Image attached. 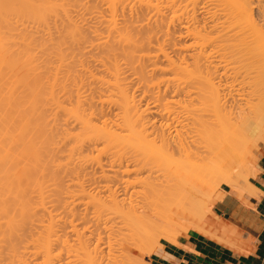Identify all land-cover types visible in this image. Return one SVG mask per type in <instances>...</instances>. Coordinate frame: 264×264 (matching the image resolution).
Segmentation results:
<instances>
[{
	"label": "bare ground",
	"instance_id": "bare-ground-1",
	"mask_svg": "<svg viewBox=\"0 0 264 264\" xmlns=\"http://www.w3.org/2000/svg\"><path fill=\"white\" fill-rule=\"evenodd\" d=\"M111 1H113V0H111ZM247 1H249V0H247ZM146 2H148V1H146ZM227 2H228V0H227ZM227 2H226V4L228 5ZM232 4H233L234 8H232L233 7ZM247 4L248 3L245 0H234V1L231 0V7H229V8H231L232 11H234V12L232 13L230 11L231 13H229V11H227L230 14V16H228V20H225L223 22V26H221V28H219L220 30L217 29L219 31L213 37H211V38L208 37L209 38L208 40L210 41L211 44L214 45L215 48L213 46H211V44H210V46L213 48H211L212 52H209L208 56L210 55L209 57L212 59L209 60L210 65L209 64L207 65V68L205 70V75L201 76L199 73H202L203 71L200 70V71H202V72H200L196 68V70H198L197 73H198V76L200 75L199 76L200 78L197 76V78H195L197 80H194L191 84H189L187 86V90H185V88L181 89L185 93H194L200 99V100H198L200 103L198 102L197 103L198 105H196L195 108H192V110L189 109V111L186 112L185 115H181L180 114L181 112L176 110V108L173 105V104L177 103L175 100L172 99L173 101H171V99H169L168 101H166V103H163L160 100V103L157 105L160 108L163 107V112L166 110L165 113L167 114L166 115L167 116L166 117L167 122L164 125L161 124L157 129V134L160 137V144L157 145L156 141H154V140L151 141L152 143L149 140H147V141L140 140V143L142 144V146H141V144L136 145L137 147L135 146V144H132V145H133V147L135 146L136 149L138 147H140L141 150L140 149L136 150V149H134L135 147L132 148V146H129L132 148V150L134 149L136 152L134 151V153H132V154L129 153L131 155H129L128 157H127V155H126V157H123L122 148H119L120 145L118 144L120 142L121 137L119 136L118 133H116L113 130V127L110 125V122L107 121L108 120L107 118H106L107 120L103 119L101 124H97L96 122H94V115H96L94 113L96 112L95 111L96 108L93 111L92 110L88 111L87 109H85L83 101H86L87 99L85 100V98L82 97L83 95H81V92H80L81 90L79 89L81 85H79V87H78V84H77L78 81L76 82V79L74 80V82H76V84L74 83L76 85L75 86L76 87V93L74 95L76 98L74 97L75 102L70 103L71 106L62 105V102L58 101L56 96H54V94H55L54 85H56L55 83L58 82L57 81V77H58L57 76V73H58L57 70L55 71L56 73L52 75L51 81H49L50 87H51V88H49L50 91L47 90L48 91L47 92L48 97H51V98H48V97L47 98L50 99V101H51V102H49V103H51V107H49V108L51 109L50 113H51L52 118L49 115L50 120L49 121L45 120L48 123V124H46V126H44L45 124H44V122L42 123L41 120L35 119L33 121L34 116L37 115L36 113H38V111L41 110V109H39L40 108L39 107L40 106L39 105V98L41 96V91H40V88H41L40 85L41 84H40V82H39V85L38 84H31L27 80V77L30 74H34L36 71V67L32 64V58H33L32 49H33V47H31V46H33L32 43L34 44L35 40L30 33L23 31V29L26 28V26H24V28H22V26L25 24L27 25V22H34V23H35V21L46 22L49 14L51 12L55 13L56 9L62 8L65 11L64 0H0V256L3 254L2 251L6 248H8L13 253L18 252V249L16 248V244L13 243V239L16 241L17 238L16 239L14 238L15 235L18 236L21 234H19L18 232L16 233V231H18V230L20 231L21 229H23L25 227L24 223L27 224V222H30L29 220L31 217V212L35 211L33 209L30 212V209H31L30 203H29L30 201H29V199H27V197L30 195L27 196L25 194V193H28V191L30 193V191H31L30 189L32 188L33 183H34V181H32L33 176L31 174H33V171H35L36 168H38L40 166V164H41L42 168H40L39 171L41 172V169L43 171V169L46 168V165H48L47 162L49 161V158L54 159L55 157H53V156H55L56 154H57L56 155V158H57L59 151L62 152L63 156H66L65 153L68 152L69 158L72 157L77 151L81 153V151H83L84 149H86V151H87V149L91 150V152L97 151L98 154L101 156L104 154L106 156L108 155V157L106 158L107 160H104V161L101 160L98 162L99 173H100V176L98 177V179L101 178V181H103V183L99 184V182H97L98 185L96 186V191H95L96 196L99 195L100 200L103 197L102 194H107L106 197L109 198L108 203L103 202L101 200L102 205H100L101 206L100 208H103V209L100 212V214L95 218V226H96L95 229H97L96 231H98L100 228H102V231H98L96 241H94L95 243H93L92 240L90 239L91 235L93 234V231H91V235L86 238L87 241L85 242V244H84L85 238H83L85 235H84V232L83 233L81 232L82 237L80 236V239L83 238V240L81 239L83 241V242H81L82 243V249H83L82 254H80V253L70 254L69 259L66 256L68 261L65 263H67V264H83V260L85 259V257H87L86 259H88V256H91V259H92L93 256L95 257L97 255H99V256L102 255V257H99V258L104 259L107 256L108 257L107 259L109 261L113 260L114 258L111 259L112 255H114V256H116V255L112 254V251L114 250V252H115L116 249H120V246L121 247L123 246V250H121L122 253L125 251L123 254L126 253L128 255H131L130 253H128V250L130 249L129 247H132V244H130L128 242V240L126 241L125 239H123L124 241H121L122 238L119 237V239L116 241L118 236H121V234L123 233L124 230L128 231L130 229V222L128 221V219H130L129 214L135 215L137 218H139V221H140V217L143 218V216H145V215L147 217H149L148 214H151V213L154 214V215L153 214L151 215L152 218H153V216L161 217L162 214L158 208L160 206H158V205L164 204V207H166L165 208L166 211L163 214L164 217L163 218L161 217L159 220H161V219L163 220L165 218L164 221H166V218H167V220H169V218L172 216H175V217L178 216V218L183 217V216H185V213H186L190 217L193 215L192 216L193 221L196 220V222L191 223L192 224L191 226H193V228H199V227H201L202 229L204 228V233H206L205 228H207V226H209V227L211 226V225H207L208 224L207 222H209V220H207V217L209 214H213L212 213L213 212V204L211 202V198L215 194V188H216V186L214 187L213 182H217V180L223 179L221 182L224 183L225 180L227 179L226 181L228 182V185L231 184L232 187L237 189L240 197H243L245 195L244 189L241 188V186H240L239 179L242 177L245 180H248V177H249L248 173H245L248 171V168H247V164L243 161L242 157H238L239 155H237L236 153L235 154L231 153V142H232L231 138L232 137L233 138H238V137H244L245 138V137L249 136L250 134L255 133L259 129V124L261 125V123L263 124V122H264V29L261 26L259 27V25L254 20H252L254 22H250V23L249 22H246V23L243 22L242 23V20L245 19L244 16L245 17L248 16L249 18L254 19V18H252L253 16H251V13L249 10V8L251 6H249ZM189 5H191V4H189ZM248 6H249V8H248ZM163 7H165V6H163ZM224 7L225 6H223V8ZM63 10H62V12H64ZM57 11H59V10H57ZM65 13H64V15H65ZM54 16H56V15H54ZM248 17H246V21H247ZM188 18H189V15H188ZM194 18H195V20L197 19L196 17H194ZM171 20H174V19H171ZM192 21H194V19H192ZM67 22L69 25L68 28H66V30H65V27H64V29H63V30H65V32L63 31V33L65 34L66 38H65V40L63 38H61L62 36L59 38H61V40L63 39L64 44H65V41L67 40L66 41L67 43H69V44L72 43L71 46H74L73 44L78 45L79 44L78 42H80V40L83 37V35L81 34V33H83V32H81L82 29L80 30L81 27L78 28L76 23H75V25H73V23H71V20L67 21ZM69 22H70V24H69ZM170 22L168 21V23H170ZM195 22H197V21H195ZM195 22H193V23H195ZM36 24H37V22H36ZM64 25H66V24H64ZM111 25L112 24H110V26ZM187 26H186V29H189ZM211 26L208 25L207 27H211L210 28L211 31H212V28H214L216 30V28H218V23L215 22V24L211 25ZM262 26H264V25H262ZM56 28H58V27H56ZM112 28H114V27H111V29ZM203 29H205L204 26H203ZM14 30L17 31L18 38L16 35H14V33H13ZM189 31H190V29H189ZM191 31H192V29H191ZM193 31L189 32L188 35H190V33H193ZM187 32H188V30H187ZM196 35H197V33H196ZM110 36H109V38H111ZM120 37L123 38L122 35ZM85 38H83V39L85 40ZM124 38L125 39L127 38V39L123 40V41H127V43L132 42L129 36L124 37ZM84 40H83V42H84ZM209 41L207 43H209ZM20 42H22V46L24 45V49L21 50L17 55H15L12 52V47L14 45H17V43H20ZM81 44L82 43H80L79 45H81ZM125 44H126V42H125ZM197 44H195V45H197ZM51 45H52V43H51ZM92 45H91V47H92ZM128 46H130V45H128ZM185 46L187 49L190 46H192V43L189 47L187 44ZM183 47L181 46V47H174V48H177V49L180 48L179 52H178V54H179L180 52H183V50L185 49V47L184 48ZM190 48H192V47H190ZM160 50L162 52H165V53H162L163 56L165 55V58L169 60L168 62H171V63H168V65L169 64L170 65L176 64L175 63L176 61L171 59V56H169L167 54L168 51L167 52L163 51L164 48L162 50V47L160 48ZM185 52H186V50H185ZM58 54H59V57H58L59 61L61 60L63 62L65 60L64 53L62 51H58ZM214 54L219 56L218 58H215V60L220 58V60H218V62H216L217 60L216 61L214 60L213 57H216V55L214 56ZM148 55H149V53H148ZM188 55H190V54H188ZM75 56L76 55H74L73 57L75 59H77L76 58L77 56L76 57ZM145 56H147V54ZM185 57L186 56H184V59H186ZM130 59H131V57H130ZM184 59H182V60H184ZM18 61L24 62V66H25L24 71L21 74H16V76H14V77L5 78L7 74H11V72L13 71V67L16 65V63ZM173 61H174V63H173ZM184 62L186 63L187 61H184ZM181 64H183V62ZM82 67H83V65H82ZM58 68H60V67H58ZM115 68H116V66H115ZM159 69H163V68L159 67ZM196 70H194V71H196ZM115 71L113 72V69H112L111 74L113 75L115 73ZM194 71L192 72L193 74H195ZM117 73L119 74L120 72L116 71V73H115L116 76H118ZM115 74H114V76H115ZM118 78H119V76L114 77L113 80H111V79L110 80H104L106 88L110 92L108 94L107 98L109 97V99H110V97H111V99L114 100V98L112 97L114 95H112V94L114 93L115 90H116L115 91L116 94L119 95V96L117 95L119 97L117 99L119 102L116 99H115V101H116V103L118 102L120 104V107L123 110V113H122V115H120V117H118V118H120L119 122H117L118 119L116 120V122H117L116 127H117V125L119 127H120V125L124 126V127H128V126L132 127L134 125H132L133 123L131 122L132 120L130 118H132L131 115H133L134 111L131 113V115H129L128 109L130 110V107L132 105L134 106L133 102L132 103L130 102L133 99L130 100L131 98H130V96L128 97V94H127L128 92H126V90H125L126 88L125 89L123 88L125 86L122 87L123 84L119 83L120 79H118ZM139 79H141V78H139ZM216 79L218 80V82L216 81ZM237 83L243 84L244 87L247 88V91L244 93H241L240 89L238 87L239 85ZM63 85H65V84H63ZM63 87H66V85ZM21 88L27 89L28 92L30 93V95L27 93L28 98L24 101L23 100L24 97H23L22 98L23 101L21 100L23 103L19 104L17 102L16 95L18 94L17 92ZM43 89H45V87H43ZM22 90H21V94H23ZM64 90H67V89L64 88ZM69 90H67V91H69ZM71 91L72 90H70V93H71ZM42 93H43V91H42ZM47 93L45 92V94H47ZM181 93H183V92H181ZM69 96H70V94H69ZM246 96L249 99L251 98L250 101H249V99L247 100V101H249V103L252 104V105L250 104L248 106V108H245L243 106V102H242L245 98H247ZM243 97H245V98H243ZM43 98H46V97H44V96L41 97V99H43ZM105 98H106V96H105ZM198 98H196V99H198ZM111 99L110 100L105 99V100L111 101ZM18 101H20V100H18ZM252 101H254V102L252 103ZM46 102H47V100H46ZM161 103H163L164 106H165V104H167L165 106V108L167 107V109H164V106H160ZM40 104H41V102H40ZM171 104L173 106H171ZM26 105L29 106L30 110H31L29 115L22 114L20 111V108L22 110V106L24 108V106H26ZM43 105L44 104H42L41 107ZM90 105L91 104H89V106ZM27 106H26V108H27ZM133 106H132V108H133ZM68 107H70V108L67 111ZM118 107H119V105H118ZM151 107L152 106H150V108ZM153 108H154V106H153ZM147 109H145V111ZM154 109L156 110V107ZM60 110H65V112H67L66 115L69 114L72 117V118L69 117V115H67L68 117L67 116L64 117V118H68L69 120L65 119V120H68V122L67 121L65 122V120H64L63 124H62V122L60 123L61 126L63 127L61 132H59L60 130L58 131V127H60V124L57 123L58 122L57 121L58 120L57 115H59L58 112ZM147 111L149 112V109ZM65 112H63V114ZM142 112H143V110H142ZM153 112H155V111H153ZM50 113H48V114H50ZM137 113H138V111H137ZM117 116H118V114H117ZM31 117H33V118H31ZM38 118H39V116H38ZM64 118H62V119H64ZM44 119H45V117H44ZM71 119L74 120V123H72L73 127H72V125H71V127L73 129H75V127L78 128L76 133H75V131L71 132V130H69L71 127L70 128L68 127V129H67V127H65V126H67L69 121L71 122ZM133 119H135L134 121L137 120L136 118H133ZM16 121H18L17 124H16ZM261 121H263V122H261ZM189 125H191V126H189ZM50 126H52V127H50ZM135 127H136V125H135ZM178 127L188 128V131L185 130L186 132L181 134L182 130ZM120 128L122 129V132H120V133H123V128L122 127H120ZM131 131H133V130H131ZM135 131H136V128L134 129V131H133L134 134L132 136L135 135ZM174 132H176V133L174 134ZM183 132H184V129H183ZM139 135H140V133H139ZM121 136H122V134H121ZM132 136H131L132 141L138 140V139L137 140L134 139V137H136V136H134V137H132ZM145 138H146V136H145ZM58 140L65 141V142L62 143V145L58 146ZM68 140H72L74 142H72L73 144L71 146L70 145L68 146V144H66V147L67 146L68 147H67V149H65L66 147L64 148L63 145H65V143ZM124 140L125 139L123 138V142H124ZM68 142H69V144H71L70 143L71 141H68ZM126 143L123 145H126ZM141 147H144V149L149 151V153L151 151H152V154L155 152L154 156L153 155L147 156L148 154L145 155V153H148V152L146 151L144 153L145 150L142 149ZM65 150H66V152H65ZM176 155H178L179 157H177ZM68 156H66V157L68 158ZM61 157H62V155H61ZM80 157H82V156H80ZM45 158L48 159V161H45ZM59 160H60L59 162H57V160H56V163H60L61 159H59ZM163 160H165V162H163ZM16 162L19 163V165H20V163H22L23 165H20V166L13 169V167H14L13 164L15 165ZM190 162H193V163L198 162V164H200L199 166L208 168L210 171L209 176L207 178H202V177H198V176L193 175V173L191 171V167L189 166V165H191ZM26 163L30 164V165H28V167L31 165H32V167H35V170L32 171V169H31V171H30L29 168H27V166H24V164H26ZM33 164H34V166H33ZM52 164H53V160H52ZM57 165H60V164H57ZM61 166H62V164H61ZM56 167H55V169H56ZM48 169H49V167H48ZM52 170H53V168H52ZM107 171H109V172L112 171L111 173H113V174L109 175L110 173L108 174ZM145 173L148 174L147 176H148V178L151 179V181L148 183V186L138 187L140 185V182H142L143 174H145ZM153 175H155V176H153ZM41 176H42V174H41ZM47 176H49V175H47ZM38 177L40 178V176H38ZM152 177H154L153 180H152ZM54 178H55V176H54ZM234 178H236V179L234 180ZM37 179L38 178H36V180ZM36 180H35L34 186L35 187H37V185L40 186L42 183H40L39 180H37V181ZM45 180H46V178H45ZM104 180H105V182H104ZM30 182H31L32 186H31ZM218 183L219 182H217V184ZM27 185H28V188L25 189V187H27ZM46 185L47 184L45 183L44 186H46ZM30 186H31V188H30ZM79 186H80V184H79ZM80 187L82 188L81 191H85V189L82 187V184ZM40 188H38V189H40ZM33 189H32V191H33ZM41 189H40V191L42 192ZM26 190H27V192H26ZM45 190L47 191V189H45ZM40 191L38 190V192L40 193V195L42 197L44 191L42 193ZM209 191H210V193H208ZM216 191H217V189H216ZM222 195H220V197H223ZM10 196L12 197L11 199L14 198L12 200L13 202H14V200L16 201V203L14 202L16 204V207H14L15 204L13 206V205H11V203L10 204L8 203L11 201V200L8 201L10 199L9 198ZM6 198H8V200H6ZM30 198H32V197H30ZM149 198L150 199L153 198L154 200L157 198V200L151 201ZM32 199H34V198H32ZM42 200L43 199H41L40 201H42ZM40 201L36 202V203L38 204V203H40ZM150 201H151V203H150ZM156 201H158L157 202V203H159L158 205H157ZM161 201H163V202L160 203ZM145 202H146V206L148 208H146ZM152 202L154 204H152ZM65 203H67V202H65ZM149 204L150 205L152 204L153 206L151 205V207H153V208L150 209ZM156 205H157L158 209L157 208L155 209ZM11 206L14 207V208H12V210H11ZM65 207H67V205ZM152 209H153V211L154 210L157 211L156 213L159 212L158 215L157 214L155 215V211L154 212L151 211ZM68 212H70V210ZM189 214H192V215H189ZM135 216H133V217H135ZM214 218L221 221V218L218 219L217 216H214ZM26 220H28V221H26ZM131 220L133 221L134 219H131ZM19 221L20 222L22 221L23 223L20 224ZM220 221L219 222L217 221L216 223L215 222L211 223V224L215 223L214 226L220 228V232H218V229H216L217 231L215 229H214L215 231H213V232L217 233V236H218L217 238H219L220 240L225 239V241L228 243H231L229 236L235 238L236 240H239V241L241 240V233L236 228H234L232 224H230L232 226H229V225L225 226L224 223H221ZM154 222H156V221L154 220ZM167 222H170V221H167ZM210 222H211V220H210ZM71 223H72V221H71ZM42 224H43V222H42ZM171 224H173V222ZM165 225H167V224H165ZM222 225H224V226H222ZM171 226H173V225H171ZM139 227H141V226H139ZM209 227H208L209 230H210V228H212V230H213V227H210V228ZM18 228H21V229H18ZM164 228H163L164 231L169 230V229H166V227H164ZM174 230H175V227H174ZM209 230H208L207 234L209 233ZM199 231H202V230H199ZM49 232H50V229H49ZM78 233H80V231ZM118 233H119V235H117ZM126 233H124V234H126ZM185 233H187V232H185ZM202 233H203V231H202ZM139 234H140V230H139ZM212 235H216V234L213 233ZM137 236H138V234H137ZM18 237L20 238V236H18ZM175 237H173V238H175ZM139 238L141 240V236L138 237V239ZM37 239H38V237H37ZM47 239H49V238H47ZM119 240H120V242H119ZM121 242L123 245H119ZM124 242L125 243L128 242L130 244L128 247V250H126L127 246H125ZM48 243L44 242L41 245L39 244V248L45 254L44 264H52V263H50L51 262L50 260H49L50 261L49 263H47L48 261L46 262V260H48L49 257L51 258V256H50L51 252H49L51 245H48ZM65 243H66V241H65ZM116 243L118 244L119 248H116L117 247ZM31 244H34V242L33 243L31 242ZM14 245H15V247H14ZM36 245H38V243ZM126 245H128V244H126ZM133 245L135 246V243H133ZM26 246H27V244H26ZM136 246H141V245H136ZM68 247H70V246H68ZM133 249H135V248H133ZM159 249H161V247ZM159 249H157V250H159ZM9 250L7 251V249H6L5 251L8 253ZM26 251H28V250H26ZM106 252H107V255H106ZM118 252H120V251L118 250ZM13 253H10V255H9V257L12 256V258H10V261H11L10 264H12L13 261L15 263L18 261L19 263L21 262L23 264L25 261L24 260L25 257L22 261L21 256H19L21 258V260H20V258H18L19 253L15 254V256L17 255V258H16L17 261H16ZM92 254H93V256H92ZM46 257H48V258H46ZM97 257L95 259H97ZM123 257H125V256H123ZM126 259H131V258H126ZM121 260H124V259H121ZM93 261H94V259H93ZM1 262H0V264H3ZM110 262H113V261H110ZM110 262L107 261V263H104V264H110ZM8 263H6V264H8ZM19 263H16V264H19ZM25 263H27V262L25 261ZM113 263H115V262H113Z\"/></svg>",
	"mask_w": 264,
	"mask_h": 264
},
{
	"label": "rangeland",
	"instance_id": "rangeland-1",
	"mask_svg": "<svg viewBox=\"0 0 264 264\" xmlns=\"http://www.w3.org/2000/svg\"><path fill=\"white\" fill-rule=\"evenodd\" d=\"M127 1L128 0H113V1H111V0L110 1L109 0L108 1L107 0H64L65 11L61 8L64 12H62V10L59 8V9H56L55 13L51 12L49 14L46 22H38V21H35V23L34 22H27V25L25 24L22 26V28H24V26H26L27 29L24 28L23 31L30 33L35 40L34 44L32 43L33 46H31V47H33V49H32V54H33L32 64L36 67V71L34 74H30L27 77V80L31 84H38L39 85V82L41 84L40 85L41 96L39 98V105H40L39 109H41V110L38 109L39 111L37 110L38 111V113H36L37 115L34 116V118L31 117V118H33V121L35 119L41 120V122L42 123L44 122V124H45V125L44 124L43 125L46 126V124H48L46 121L50 120L51 109L49 107H51V103H49V102H51V101L48 98H51V97H48V93H47L48 91L47 90L50 91L49 88H51V87H50L49 81H51L52 75L55 74L56 73L55 71L57 70V72L59 73V74L57 73V76L59 78L57 77L58 82H56L55 83L56 85H54V88H55L54 89V92H55L54 96H56L58 101L62 102V105L71 106L70 103L75 102L74 101L76 98L74 96L76 93V87H75L76 85L75 84L78 81L77 82L78 87H79V85H81L79 88L81 90L80 91L81 95H83L82 97L85 98V100L87 99L86 101H83L85 109H87L88 111H91V110L93 111L96 108L98 110L97 111L95 109L96 112L94 114H96V115H94V122H96L97 124H101L103 119L107 118L108 120L107 119L106 120L110 122V125L113 127V130L116 133H118L119 136L121 137L120 142L118 144L120 145L119 148H122L123 157H126V155L128 157L129 155L134 153V151H135L134 149H136V147H137L136 145L141 144L140 140H143V141L149 140L150 142L152 140H154V141H156L157 145L160 144V137L157 134V129L161 124L164 125L167 122V119H166L167 114L165 113L166 110L163 112V107L160 108L157 105L160 103V100L163 103H166V101H168L169 99H171V101L175 100L177 103H175L173 105L176 108V110L181 112L180 113L181 115H185L186 112L189 111V109L192 110V108H195V106L198 105L197 103L199 102L198 100H200V99L194 93H185L181 89L185 88V90H187V86L189 84H191L194 80H197L195 78H197V76H198V73H197L198 70L203 71V72L200 71L202 73H199L201 76L205 75V70L207 68V65L208 64L210 65L209 60L212 59L209 57L210 55L208 56V54H209V52H212L211 48L214 47V45L211 44L208 39L213 37L220 30L219 28H221V26H223V22L225 20H228V16H230L229 13L234 12V11H232L231 8H229V7H231V0H228V2H227V0L226 1L225 0H221V1L220 0H129L128 2ZM146 1H148V2H146ZM245 1L248 3L247 5L252 7V8L251 7L249 8V6H248L250 13H251V16H253L252 18H254V19H251L248 16H246L249 18V19L247 18V21H246V17L244 16L245 19H243L244 21L242 20V23L243 22H245V23L249 22L250 23V22L255 21L259 25V27L261 26L264 29V26H262V25H264V19L261 16V10L264 9V0H249V1L245 0ZM226 2L228 3V5L226 4ZM189 4H191V5H189ZM233 4H232V6H233ZM163 6H165V7H163ZM223 6H225V7L223 8ZM232 8H234V6ZM57 10H59V11H57ZM227 11H229V13ZM64 13H65V15H64ZM54 15H56V16H54ZM188 15H189V18H188ZM194 17H196L197 19L195 20ZM171 19H174L175 21L171 20ZM192 19H194V21H192ZM70 20H71V23H73V25H75V23H76L78 28L81 27L80 30L84 29L83 31L81 30V32H83V33H81L83 35V37L80 40V42H78L79 44L82 43L81 45L73 44L74 46H71L72 43H70V44L67 43L66 42L67 40L65 41V44H64L63 39L65 40L66 37H65V34L63 33V31L65 32L66 28H68L69 25H68L67 21H70ZM252 20H254V21H252ZM168 21L169 22L171 21V22L168 23ZM195 21H197V22H195ZM36 22H37V24H36ZM193 22H195V23H193ZM211 22L212 23L214 22V23L212 24ZM215 22L218 23V28H216V30L217 29H219V30L216 31L214 28H212V31H211V29H210L212 27L211 25H214ZM109 23L112 24L113 26L112 25L110 26ZM64 24H66V25H64ZM69 24H70V22H69ZM208 25L211 27H207ZM186 26L190 29V31H189V29H186ZM203 26L205 29H203ZM56 27H58V28H56ZM64 27H65V30H63ZM111 27H114V28H112L113 30L111 29ZM191 29H192V31L193 30L194 31H193V33H190V35H188L189 32H192ZM187 30H188V32H187ZM13 33L18 38L17 31L14 30ZM196 33H197V35H196ZM121 35L123 36V38L120 37ZM109 36L111 38H109ZM128 36L130 37V39L132 41L131 43H127V41H123V40L127 39V38L125 39L124 37H128ZM59 37H61L63 39L61 40V38H59ZM83 38H85V40ZM83 40H84V42H83ZM207 40L209 41V43H207L208 42ZM125 42H126V44H125ZM51 43H52V45H51ZM191 43H192V46H190ZM186 44L188 45V47L190 46L193 49L190 47L186 49V46H185ZM195 44H197V45H195ZM210 44L213 47H211ZM91 45H92V47H91ZM128 45H130V46H128ZM180 45L182 47L184 46L185 49L183 50V52H180L178 54L180 48L177 49L174 47H181ZM159 47L160 48L162 47V50L164 48L163 51H166V52L168 51L167 54L169 56H171V59L176 61L175 62L176 64H174V65L169 64L170 65L169 66L168 63H171V62H168L169 60L165 58V55L163 56L162 53H165V52H162ZM23 49H24V45L22 46V42H20V43H17V45H14L12 47V52H13V54L17 55ZM185 50H186V52H185ZM58 51H62L65 55V60L63 62L61 60L59 61V59H58V57H59ZM148 53H149V55H148ZM146 54H147V56H145ZM188 54H190V55H188ZM74 55L77 56V57L75 56L77 59H75L73 57ZM215 55L216 54H214V56ZM129 56L131 57V59ZM184 56H186L185 57L186 59H184ZM218 57L219 56L216 55V57H213V58L215 60V58H218ZM180 59L181 60L184 59V60L181 61ZM216 60L215 61L218 62V60H220V58L216 59ZM174 61H173V63H174ZM184 61H187V62L185 63ZM182 62H183V64H181ZM82 65H83V67H82ZM115 66H116V68H115ZM158 66L163 68L164 70L159 69ZM58 67H60V68H58ZM196 68L198 70H196ZM24 69H25L24 62L18 61L16 63V65L13 67V71L11 72V74H7L5 78L14 77V76H16V74H21L24 71ZM112 69H113V72L115 70L117 72H120L119 74L117 73V75L119 76L118 79H120L119 83L123 84L122 87L125 86L123 88L124 89L126 88L125 90H126V92H128L127 93L128 97L130 96V98H131V99L130 98L129 99L130 100L133 99L130 102L131 103L133 102V104H134V106L132 105L133 108L131 106L130 110L128 109L129 115H131V113L133 111L135 113V114L133 113V115H131L132 118L129 117L132 120L131 122L133 123V124L132 123L131 124L134 126L124 127V126L120 125V127L123 128V133H120V132H122V129L118 125L116 127L117 122H119V120H120V118H118V117H120V115H122V113H123V110L121 109L120 104L118 103L119 101L117 100L119 98L118 97L119 95L116 94V92H115L116 90L115 91L113 90L114 93L112 92L113 93L112 95H114V96H112L114 98V100H112L111 97H110L111 101L105 100V99L110 100L109 97L107 98V96L110 92L106 88L104 80H110V79L113 80L114 77H118L115 74L116 71L114 73L115 76H114V74L113 75L111 74ZM192 70L193 71L196 70V71H194L195 74L192 73L193 72ZM139 78H141V79H139ZM75 79H76V82H74ZM216 81L218 82L217 79H216ZM63 84H65L66 87H63V86H65ZM238 85H239L238 87H239L241 93H244L247 91V88H245L243 84L239 83ZM43 87H45V89H43ZM67 87L70 90H72L71 93ZM64 88L69 90V91L64 90ZM21 90H22L23 94H21ZM42 91H43V93H42ZM45 92L47 94H45ZM181 92H183V93H181ZM17 93L18 94L16 95V98H17V102L19 104L23 103L22 101L23 100L25 101L28 98V94L30 95L28 90L25 88L19 89V91ZM69 94H70V96H69ZM43 96L46 98L41 99V97H43ZM105 96H106V98H105ZM22 98H23V100H22ZM196 98H198V99H196ZM243 98H245V97H243ZM45 99L47 100V102ZM115 99L118 101L117 103H116ZM248 99L249 98L247 97L242 101L243 106L245 108H248V106L251 104V103H249L251 98L249 99V101H247ZM18 100H20V101H18ZM40 102H41V104H40ZM253 102L254 101H252V103ZM163 103H161L160 106H164ZM42 104H44V105L41 107ZM89 104H91V105L89 106ZM117 104L119 105L120 108L118 107ZM166 105L167 104H165V106ZM173 105L171 104V106H173ZM26 106H24V108L22 106V110L20 108V111L22 114L29 115L31 110H30L29 106H27V108H26ZM150 106H152V107L150 108ZM153 106H154V108L156 107V110L153 108ZM165 106H164V109H167V107L165 108ZM69 108L70 107L67 108V111ZM147 108L149 109V112L147 111L148 110ZM145 109H147V110L145 111ZM142 110H143V112H142ZM152 110L155 112H153ZM137 111H138V113H137ZM63 112H65V110H60L58 112V114H59V115H57V118H58L57 123L58 124H60L61 122L63 124L64 120L68 119V118H64V117H66L69 114L66 115L67 112H65L63 114ZM48 113H50V114H48ZM117 114H118V116H117ZM38 116H39V118H38ZM44 117H45V119H44ZM69 117H71V115H69ZM51 118H52V116H51ZM62 118H64V119H62ZM133 118H136L137 120L134 121L135 119H133ZM68 120H65V122L66 121L68 122ZM116 120H117V122H116ZM261 122H263V121H261ZM17 123H18V121H16V124ZM72 123H74L73 119H71V122L69 121V123H68L69 125L67 124V126H65V127H67V129H68V127L70 128ZM135 125H136V127H135ZM261 125L259 124V129L255 133H252L245 138L244 137H238V138L232 137L231 138V140H232V142H231V153L232 154L236 153L237 155H239L238 157H242L243 161L247 164V168H248V171L246 170L247 172H245V173H248V176H249L248 180H245L242 177L239 179L240 186H241V188L244 189L245 195H249L252 193L250 178L256 172L259 146L261 143L264 142V122H263V124L261 123ZM52 126H50V127H52ZM189 126H191V125H189ZM72 127H73V125H72ZM72 127L69 130H71V132L75 131V133H76L78 128L75 127V129H73ZM62 128L63 127L60 124V127H58V131L60 130L59 132H61ZM135 128H136V131H135L134 136H136V137L132 136L134 134L133 131ZM178 128H180L182 130L181 134L185 133L186 132L185 130L188 131V128H185V127L184 128L178 127ZM183 129H184V132H183ZM131 130H133V131H131ZM139 133H140V135H139ZM175 133L176 132H174V134ZM121 134H122V136H121ZM131 136L134 137V139H136V140L138 139L139 141L138 140L132 141ZM145 136L147 139L145 138ZM123 138L125 139L124 142L125 143L127 142L128 144L126 143V145H123V144H125L123 142ZM72 140H68V141H71L70 142L71 144H69V142L67 141L65 143V145H63V147L65 148L66 144H68V146L69 145L71 146L73 144L72 142H74ZM64 142L65 141L58 140V146L62 145V143H64ZM132 144H135L136 147L134 146L135 147L134 148ZM129 146H132V148H134V149L132 150V148ZM141 146H142V144H141ZM67 147L65 149H67ZM141 148L144 149V147H141ZM137 149H140V147H138ZM144 150H145L144 151V153H145L147 150L146 149H144ZM60 152L61 151H59L57 158H56L57 154L55 156H53L56 159L55 158L54 159L49 158V161H48V159L45 158V161H48L47 162L48 165H46V168H44L43 171L41 169V172L39 171L40 168H42L41 164H40L41 167L38 165L39 167L36 168L37 171L35 170V167H32V165L28 167V165H30V164H27V163L24 164V166H27V168H29L30 171H31V169H32V171L35 170V171H33V174H31L33 176L32 181H34V183H35L36 178H38L37 180H39V182L42 184L40 186L37 185V187H35L34 186L35 184L33 183V186H34L33 187L31 182H30L32 188L30 186L31 189L30 188L29 189L31 191H30V193L28 191L29 194L25 193L27 196L30 195V196H28L29 198L27 197V199H29V201H30L29 202L30 208H31L30 212L33 209L35 211L31 212L30 220L28 219L30 222H27V224L24 223L25 227L23 228L22 227L23 225H22L21 227L23 229L18 228L21 230L16 231V233L18 232L19 234H21V235H18V236H20V238L17 235H15L14 238L15 239L17 238L16 241L13 239V243L16 244V248L18 249V252L13 253L8 248H6V247L5 248L7 249V251L9 250L10 253H13L14 256H15V254L19 253L18 258H20L19 256H21L22 261L25 257L24 260L27 262V263H25V261H24L25 264H33V263L34 264H44L45 254L39 248V244L41 245L44 242H47V243L49 242L48 245H51V247L49 249V252H51L50 253L51 255L49 254L51 256V258L46 257V258H48V260L45 259L46 262L48 261L47 263H49L51 261L50 263H52V264H67L65 262L68 261L70 254H75V253L82 254L83 249H82V243L81 242H83L82 241L83 238H85L84 239V244H85V242L87 241L86 238L89 237L91 235V231H93V234L91 235L90 239L92 240L93 243H95L94 241H96L98 231H102V228H100L98 231H96L97 229H95V227H96L95 226V218L100 214V212L103 209V208H100L101 207L100 205H102V201L108 203L109 198L106 197L107 194H102L103 197H102V199H101L102 201H101L99 198V195L96 196L95 191H96V186L98 185L97 182H99V184L103 183V181H101V178L98 179V177L100 176L98 162L101 160L102 161L107 160L106 158L108 157V155L106 156L104 154L101 156L98 154L97 151L91 152V150L87 149V151H86V149H84L83 151H81V153L77 151L72 157H70L72 159L71 160L68 156V152L65 153L66 150L64 153L66 154V156H68V158L66 156H63L62 152L61 153ZM147 152L148 153H145V155L148 154L147 156H149V155L154 156L155 152L153 154H152V151L150 153H149V151H147ZM129 153H131V154H129ZM61 155H62V157H61ZM80 156H82V157H80ZM176 156L179 157L178 155H176ZM59 159H61V162L56 163V160H57V162L60 161ZM52 160H53L54 165L52 164ZM163 162H165V160H163ZM16 163H15V165L13 164V166H14L13 169L20 166V165H23L22 163H20V165H19V163H17V164ZM57 164H60V165H57ZM61 164H62V166H61ZM190 164L191 165H189V166L191 167V171H192L193 175L198 176V177H202V178H207L209 176L210 171L208 168L199 166L200 164H198V162H194V163L190 162ZM33 166H34V164H33ZM48 167H49V169H48ZM55 167H56V169H55ZM52 168H53V170H52ZM107 172H108V174L110 173L109 175L113 174V173H111L112 171H110V172L107 171ZM41 174H42V176H41ZM46 174L49 176H47ZM147 175H148L147 173L143 174L142 182H140V185L138 187L148 186V183L151 181V179L148 178ZM38 176H40V178ZM54 176H55V178H54ZM153 176H155V175H153ZM45 178H46V180H45ZM153 179H154V177H152V180ZM235 179L236 178H234V180ZM222 180H217V182H219L218 184H217V182H213L214 187L216 186L215 194L211 198V202H212L213 206L218 201H221L225 197V193H226L225 190L236 192L239 195V192L237 189L232 187L231 184L228 185V182L226 181L227 179L225 180L224 183L221 182ZM104 182H105V180H104ZM45 183L47 184L46 185L47 187L44 186ZM79 184H80V186L82 184V187L85 189V191H81L82 188L79 186ZM40 187L41 188L43 187V188L41 189ZM26 188H28V185H27V187H25V189ZM38 188H40L42 190V192L44 191L42 197H41L40 193L38 192V190L40 191V189H38ZM32 189L34 192L32 191ZM45 189H47V191ZM216 189H217V191H216ZM26 192H27V190H26ZM32 193L33 194L35 193V194L33 195ZM208 193H210V191ZM220 195H222L223 197H220ZM30 197H32L34 199H32ZM9 198H10L9 200H8V198H6V200H8V201L11 200L8 203L9 204L11 203V205L14 206L16 201L14 200V202H15L14 203L12 201L14 198L11 199L12 198L11 196ZM41 199H43V200L40 201ZM38 200L40 201L41 204L36 203V202H39ZM150 200L152 201L154 199L152 198ZM155 200H157V198ZM151 201H150V203H151ZM65 202H67V203H65ZM153 202H152V204H154ZM157 202L158 201H156V203ZM162 202L163 201H161L160 203H162ZM158 204L159 203H157V205ZM66 205H67V207H65ZM151 205H150V209L153 208V207H151ZM157 205H156V207L154 206L155 209L157 208ZM13 206H11V210H12V208L16 207V204L14 207ZM145 206H146V202H145ZM158 206H160L158 208L162 214V215L161 214L160 215L163 218L164 217L163 214L166 211V209H165L166 207H164V204H162V205L159 204ZM146 208H148V207L146 206ZM67 210L68 211L70 210V212H68ZM151 211H153V209ZM156 212L157 211H155V215L156 214L158 215L159 212L158 213H156ZM212 213L213 214H209L207 217V220H209V222H207L208 223L207 225H211L210 227H213L217 221L218 222L220 221V220H217L216 218H214V216H217L218 219H220V217L214 211ZM152 214L153 213L148 214L149 217H147L145 215V216H143V218L139 216L140 221H139V218H137L135 215L129 214L130 219H128V221L130 222V229L128 231L124 230L123 233L121 234V236H118V238L116 239V241H117L120 237V238H122V240L120 239L121 241H124L123 239H125L126 241L128 240V242L130 244H132V247L135 248L136 250L133 249L132 247H129L130 244L128 242L127 243H125L126 241L124 242L125 246H127L126 250H128V247L130 248L128 250V253H130L131 255H128L126 253H125L126 255L123 254L125 251L122 253L121 250H123V246L122 247L120 246V249H116L117 252L116 251L114 252V250L112 251V254H115L116 256L112 255L111 259H113V258L114 259L110 260V261H113L115 263L110 262L107 259L108 258L107 256H106V258L103 259V258H99V257H102V255H100V256L97 255L98 257L97 256L94 257L92 254V256L94 258L92 257V259H91V256H88V259H89L88 260V259H86L87 257H85V259L83 260V264H100V263L104 264V263H107V261L110 262V264H112V263L113 264H121V263L122 264H127V263L128 264H142L145 257L147 255L151 254V252L154 250L155 246L157 244H159V240L161 238L184 234L185 232H188L191 229H197V230L199 229V230H202L204 232V228L203 229L201 227L193 228V226H191L192 225L191 223L196 222V220L193 221V218H192L193 215L192 214H189V215H192L191 217L188 216L186 213H185V216L179 217V218H178V216H176V217L172 216L169 218V220H167V218H166V221H164L165 218L163 220L162 219L159 220L161 217H156V216H153V218H154L153 219L151 217ZM133 216H135V217H133ZM131 219H134V220L132 221ZM28 220H26V221H28ZM154 220L156 222H154ZM210 220H211V222H210ZM71 221H72V223H71ZM167 221H170V222L172 221L173 224H171L172 222L170 223ZM42 222H43V224H42ZM212 222H215V223L211 224ZM220 222L224 223L225 226H227V225L232 226L229 223H225L222 219ZM22 223L23 222L21 221L20 224H22ZM165 224H167V225H165ZM171 225H173V226H171ZM224 225H222V226H224ZM139 226H141V227H139ZM164 227H166V229H169V230H165L166 231L165 232ZM174 227H175V230H174ZM208 227L209 226H207V228H205V232H208V230H209ZM214 227H213V230H212V228H210V230L212 231V234L214 233V234H216L215 236H217V233L213 232V231L218 229V232H220V228H218V227L214 228ZM233 227L236 228L235 226H233ZM49 229H50V232L52 234L49 232ZM139 230H140V234H139ZM210 230H209V232H211ZM79 231H80V233H78ZM81 232L82 233L84 232V235H85L83 238H81L82 240L80 239V236L82 237ZM124 233H126V234H124ZM137 234H138V236H137ZM117 235H119V233ZM140 236H141V240H140V238L138 239V237H140ZM37 237H38V239H37ZM47 238H49V239H47ZM229 238H230V242L232 244L226 242L225 239L223 241H225L226 243H228L229 245H231L235 248L242 249V246L244 243V241L242 240V235H241L240 241L236 240L235 238H233L231 236H229ZM120 240H119V242H120ZM65 241H66V243H65ZM31 242L32 243L34 242V244H31ZM37 243H38V245H36ZM133 243H135V246L133 245ZM26 244H27V246H26ZM126 244H128V245H126ZM119 245H123L122 242ZM136 245H141V246H136ZM66 246L67 247L70 246V247L67 248ZM116 246H117L116 248H119L118 244ZM14 247H15V245H14ZM6 249H4L2 251L3 254L0 256V259H1L0 262L2 261L1 263H3V264L4 263L6 264L9 262L8 264H10V262H11L10 258H12V256L9 257L10 253L8 252L9 253L8 254L5 251ZM25 249L28 251H26ZM118 250L121 253L118 252ZM106 255H107V252H106ZM66 256L68 257V259ZM123 256H125L126 258H131V259H126ZM96 257H97V259H95ZM16 258H17V255L15 256V260L17 261ZM93 259H94V261H93ZM121 259H124V260H121ZM20 260H21V258H20ZM16 263H19V262L17 261ZM16 263L13 261L12 264H16Z\"/></svg>",
	"mask_w": 264,
	"mask_h": 264
},
{
	"label": "crops",
	"instance_id": "crops-1",
	"mask_svg": "<svg viewBox=\"0 0 264 264\" xmlns=\"http://www.w3.org/2000/svg\"><path fill=\"white\" fill-rule=\"evenodd\" d=\"M250 183L251 194L240 197L225 190V197L213 206L225 223L241 233L242 249L212 232L191 229L176 237L161 238L142 264H264V142L259 146L256 172Z\"/></svg>",
	"mask_w": 264,
	"mask_h": 264
},
{
	"label": "snow or ice",
	"instance_id": "snow-or-ice-1",
	"mask_svg": "<svg viewBox=\"0 0 264 264\" xmlns=\"http://www.w3.org/2000/svg\"><path fill=\"white\" fill-rule=\"evenodd\" d=\"M261 16L264 18V9L261 10Z\"/></svg>",
	"mask_w": 264,
	"mask_h": 264
}]
</instances>
